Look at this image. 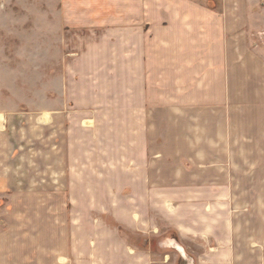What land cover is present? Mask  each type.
I'll use <instances>...</instances> for the list:
<instances>
[{
	"label": "crops",
	"instance_id": "1",
	"mask_svg": "<svg viewBox=\"0 0 264 264\" xmlns=\"http://www.w3.org/2000/svg\"><path fill=\"white\" fill-rule=\"evenodd\" d=\"M55 17L53 97L0 114V264H264V0Z\"/></svg>",
	"mask_w": 264,
	"mask_h": 264
},
{
	"label": "rangeland",
	"instance_id": "2",
	"mask_svg": "<svg viewBox=\"0 0 264 264\" xmlns=\"http://www.w3.org/2000/svg\"><path fill=\"white\" fill-rule=\"evenodd\" d=\"M59 6L60 0H0V114L25 112L35 117L53 97L52 92L44 97L43 90L46 83L52 84L63 53V32L56 27L55 17ZM164 205L169 211L173 207L171 202ZM158 228L160 233L166 230L161 218ZM119 231L129 235L122 228ZM130 235L125 238L132 244L143 238ZM163 238L147 237L152 246ZM184 242L196 250L194 242Z\"/></svg>",
	"mask_w": 264,
	"mask_h": 264
},
{
	"label": "bare ground",
	"instance_id": "3",
	"mask_svg": "<svg viewBox=\"0 0 264 264\" xmlns=\"http://www.w3.org/2000/svg\"><path fill=\"white\" fill-rule=\"evenodd\" d=\"M165 246V245H164ZM161 247V246H160Z\"/></svg>",
	"mask_w": 264,
	"mask_h": 264
}]
</instances>
